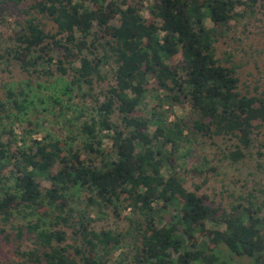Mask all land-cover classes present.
Returning a JSON list of instances; mask_svg holds the SVG:
<instances>
[{
  "label": "trees",
  "instance_id": "1",
  "mask_svg": "<svg viewBox=\"0 0 264 264\" xmlns=\"http://www.w3.org/2000/svg\"><path fill=\"white\" fill-rule=\"evenodd\" d=\"M148 1L0 0V15L9 4L25 7L9 45L0 42L1 74L98 88L95 118L80 126L77 148L52 138L18 144L0 133L1 229L14 232L20 257L9 264H108L123 246L130 264H264V216L253 195L221 208L169 168L192 133L233 140L225 158L237 163L264 130V93L239 94L235 71L216 58L218 32L206 27L227 28L238 9L253 12L264 0H152L146 18ZM176 57L180 67L171 65ZM149 79L164 92L150 119L137 110ZM3 89L0 110L21 113L12 86ZM182 100L189 117L170 121L162 106ZM103 132L111 133L109 150ZM92 210L134 217L125 218V230L97 229ZM27 213L37 217L27 220ZM207 224L224 230L207 234Z\"/></svg>",
  "mask_w": 264,
  "mask_h": 264
},
{
  "label": "rangeland",
  "instance_id": "2",
  "mask_svg": "<svg viewBox=\"0 0 264 264\" xmlns=\"http://www.w3.org/2000/svg\"><path fill=\"white\" fill-rule=\"evenodd\" d=\"M151 4L152 0L144 5L143 15L146 18L149 17L148 10ZM24 8L9 4L5 8L6 11L0 15V42L6 43V46L9 45L7 38L18 29ZM237 13L239 16L233 19L227 28H216L210 21H206V27L218 32L215 44L216 58L221 65L235 71L239 94L260 96L264 93V8L256 7L253 12L238 9ZM112 24L118 25L117 19ZM94 30H97L96 26ZM54 57L57 58L58 53ZM171 65L180 67V58H174ZM75 66H78V63ZM180 76L182 79L185 78L183 72ZM69 83L70 80L67 78H48L42 75L39 77L37 74L23 75L19 72L0 73V103L7 101L3 86L9 84L13 88L16 100L24 106V110L19 114L0 110V133L3 134V138L5 140L11 138L18 144L23 141L29 144L32 140L52 138L76 148L80 146L84 139L79 130L80 126L95 118L93 105L98 88L94 92H88L85 87L80 90ZM163 94L153 80L149 79L138 112L150 119L154 112L160 110L158 104L163 100ZM162 110L169 116L170 121L175 118L186 119L191 112L185 100L174 107L164 104ZM154 131L155 126L150 124L147 134L151 138V144L156 146L158 143L152 137ZM110 134L108 132L101 134L105 150L110 149L107 138ZM235 144L233 140L230 142L220 139L209 140L207 137L192 133L171 157L169 168L181 175L189 190L194 191L199 187L200 193L207 195L210 204L221 208H229L233 200L253 195L256 207L262 210L260 215L264 216V130L253 138L245 159L237 163L225 158L228 149ZM162 173H166L164 168ZM37 182L42 187H49V183L43 179L38 178ZM74 199H79L78 206L83 204L82 194L77 193ZM119 214V217H116L108 211L97 214L96 210H92L89 216L97 229L125 230L128 227L125 218L133 215L130 211H121ZM26 216L27 220L37 217L36 214L28 213ZM1 228L3 224L0 222V264L19 262L14 232L10 227H6L5 231ZM206 229L207 234L212 230H224L210 224L206 225ZM127 251V247L120 248L108 264H130L132 255ZM242 263L247 262L235 259L232 264Z\"/></svg>",
  "mask_w": 264,
  "mask_h": 264
}]
</instances>
